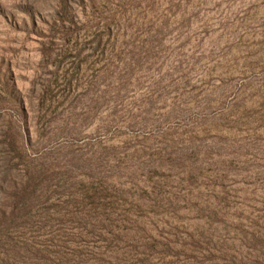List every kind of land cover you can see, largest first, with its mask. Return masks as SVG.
<instances>
[{"label": "rangeland", "instance_id": "1", "mask_svg": "<svg viewBox=\"0 0 264 264\" xmlns=\"http://www.w3.org/2000/svg\"><path fill=\"white\" fill-rule=\"evenodd\" d=\"M0 264H264V0H0Z\"/></svg>", "mask_w": 264, "mask_h": 264}]
</instances>
